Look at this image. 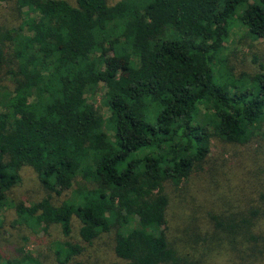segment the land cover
<instances>
[{
  "label": "trees",
  "instance_id": "trees-1",
  "mask_svg": "<svg viewBox=\"0 0 264 264\" xmlns=\"http://www.w3.org/2000/svg\"><path fill=\"white\" fill-rule=\"evenodd\" d=\"M7 3L24 11L0 30V211L31 167L45 194L16 204L14 225L58 228L59 264L112 234L113 264H264V61L238 77L226 53L235 25L264 40V0ZM101 89L107 115L88 99ZM214 139L257 145L250 177L238 211L211 214L215 231L185 249L170 189L203 170ZM0 264L44 263L19 248Z\"/></svg>",
  "mask_w": 264,
  "mask_h": 264
},
{
  "label": "rangeland",
  "instance_id": "rangeland-1",
  "mask_svg": "<svg viewBox=\"0 0 264 264\" xmlns=\"http://www.w3.org/2000/svg\"><path fill=\"white\" fill-rule=\"evenodd\" d=\"M67 1L72 5L76 4V0ZM118 1L109 0V3L115 5ZM23 11L14 3L2 4L0 6V30L6 31L7 28L17 26L23 17ZM237 21H240L239 18ZM244 34V27L235 25L226 43V53L231 58L238 77L245 71H255L256 65L253 63L255 55L261 57V62L264 61V40L245 38ZM8 70L9 68H6L0 73V85L10 84L7 76ZM103 96L104 90L101 89L95 96L88 95V99L107 115V109L103 105ZM253 149H257L256 144L240 145L214 139L212 153L203 165V170L195 172L183 189H170L172 203L169 233L180 239L185 249L191 245L196 246L197 237L190 235L195 233L200 236L201 234L207 239L215 231L211 214L218 215L228 209L238 211L237 206H240V200L233 199L236 197L242 199L241 185L243 179L244 182L248 180L244 176L250 177L247 168L253 165L250 161ZM260 150L261 154L262 149ZM44 194V189L34 169L24 168L20 185L9 194L11 206L0 211V250L5 256L14 254L19 248H25L26 252L39 255L44 264H59L49 248L56 237L62 236L58 228L49 225L46 221L39 223L34 230L14 225L17 218L15 205L21 202L25 204L38 202ZM73 234L74 238L78 239L79 223L77 221L73 223ZM24 237H28L29 242H26ZM114 246V234L100 236L93 241V244L87 246L80 257L69 264H113L117 261ZM225 259L226 255L220 253L218 259L215 258L213 261L217 264H224ZM227 263H229L228 260L225 264Z\"/></svg>",
  "mask_w": 264,
  "mask_h": 264
}]
</instances>
